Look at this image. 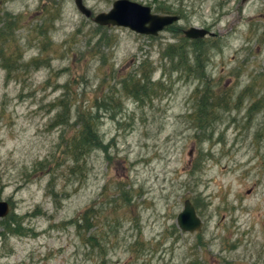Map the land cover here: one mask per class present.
Listing matches in <instances>:
<instances>
[{
    "label": "rangeland",
    "instance_id": "rangeland-1",
    "mask_svg": "<svg viewBox=\"0 0 264 264\" xmlns=\"http://www.w3.org/2000/svg\"><path fill=\"white\" fill-rule=\"evenodd\" d=\"M130 1L180 20L144 36L74 0H0V264H264V0ZM192 26L215 37L192 46ZM86 114L100 144L73 160ZM186 199L199 232L177 227Z\"/></svg>",
    "mask_w": 264,
    "mask_h": 264
},
{
    "label": "water",
    "instance_id": "water-1",
    "mask_svg": "<svg viewBox=\"0 0 264 264\" xmlns=\"http://www.w3.org/2000/svg\"><path fill=\"white\" fill-rule=\"evenodd\" d=\"M74 4L84 17H92V12L86 8L82 0H74ZM92 20L95 24L102 27H123L136 34L157 36L166 27L178 22L180 17L177 15L152 13L150 7L130 0H115L109 11L95 15ZM182 34L189 40L215 36L213 33L198 27H190L183 30ZM9 212V203L0 200V219L5 218ZM176 224L183 233H194L201 230L202 221L197 216L190 200L186 199L183 201V208L177 215Z\"/></svg>",
    "mask_w": 264,
    "mask_h": 264
},
{
    "label": "trees",
    "instance_id": "trees-1",
    "mask_svg": "<svg viewBox=\"0 0 264 264\" xmlns=\"http://www.w3.org/2000/svg\"><path fill=\"white\" fill-rule=\"evenodd\" d=\"M10 22V20H9ZM184 40H187L184 38ZM203 42V40H198V41H191V45L195 46L196 45H201V43ZM185 52V48H177L176 46H172L169 47L166 51V56L173 59H177L178 62L182 63V59H183V54ZM20 59V58H18ZM35 63H37V61H35ZM33 62H30L28 64V66H32ZM6 66V67H5ZM5 69L8 71H12L7 65H5ZM194 67L196 69H198L199 65H198V57L195 58V62H194ZM189 67H187L186 70H188ZM13 70H15V64L13 66ZM10 73L7 72V75H9ZM142 80H147L145 84L150 85V78H146L144 77ZM140 85V81L137 82L136 87H138ZM126 87V85H125ZM209 94H206V92H203L199 97V108L200 109H209L211 107H217L216 105L213 104H209L207 101L210 100V97H207ZM134 98L137 99V97L135 95H133ZM205 117V114L202 118ZM201 115L197 118L198 121H200L201 119ZM99 127V120L96 119L95 117L90 116L89 114H86V116L83 118L82 122L79 123V131L77 132V134H75L74 136H72L69 140V154L70 157L73 160H76L78 158H80L83 155H87L89 152H91L92 150L98 148L99 146V139L98 136L96 134L97 129ZM92 215H93V207L92 205L90 207H88L87 209H85L82 213L79 214V216L76 218V220L74 221L73 224L76 225L77 231L79 232V229L81 228V226H83V223L88 224L90 222V220H92ZM7 218V217H6ZM5 218V219H6ZM14 223H11V225H13ZM13 234L16 235H21L22 233H20L19 231H17V229L12 231ZM86 241L87 243H89L91 245V248H93L94 246L92 245V243L94 242V237L88 236L86 237Z\"/></svg>",
    "mask_w": 264,
    "mask_h": 264
}]
</instances>
